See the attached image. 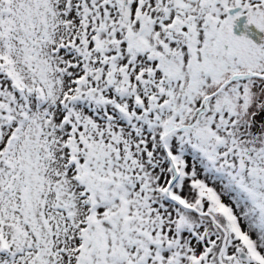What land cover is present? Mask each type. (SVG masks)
I'll return each instance as SVG.
<instances>
[{"label": "snow or ice", "instance_id": "1", "mask_svg": "<svg viewBox=\"0 0 264 264\" xmlns=\"http://www.w3.org/2000/svg\"><path fill=\"white\" fill-rule=\"evenodd\" d=\"M0 264H264V0H0Z\"/></svg>", "mask_w": 264, "mask_h": 264}]
</instances>
